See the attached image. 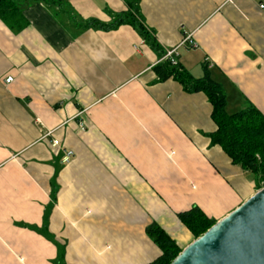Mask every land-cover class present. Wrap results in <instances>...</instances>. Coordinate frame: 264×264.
<instances>
[{
	"label": "crops",
	"instance_id": "crops-1",
	"mask_svg": "<svg viewBox=\"0 0 264 264\" xmlns=\"http://www.w3.org/2000/svg\"><path fill=\"white\" fill-rule=\"evenodd\" d=\"M260 2L138 5L160 48L178 46L192 76L208 64L228 113L247 101L264 115ZM20 9L19 30L0 19V264H147L161 254L149 224L183 248L194 237L179 212L196 205L217 221L256 191L253 174L211 144L204 92L158 80L161 57L131 25L83 26L108 23L124 0ZM186 34L195 47L180 45Z\"/></svg>",
	"mask_w": 264,
	"mask_h": 264
},
{
	"label": "trees",
	"instance_id": "trees-1",
	"mask_svg": "<svg viewBox=\"0 0 264 264\" xmlns=\"http://www.w3.org/2000/svg\"><path fill=\"white\" fill-rule=\"evenodd\" d=\"M40 0H0V19L21 28L18 17L21 14L20 3ZM55 1V0H53ZM127 9L112 14L111 20L104 23L88 19L84 27L98 25L103 29H114L122 24L131 25L143 40L162 57L165 53L156 39L145 28L139 10V0H124ZM158 80L174 79L186 92L202 91L211 104V118L216 125L215 131L209 134L211 144L219 145L231 162L251 172L254 176L256 190L264 186V115L250 102L232 113L226 111V93L221 83L214 80L206 62L202 63V75L192 76L179 62L171 64L168 59L158 61L153 67ZM182 224L196 238L205 232L216 221L196 205L177 214ZM147 235L160 248L161 254L147 264H169L182 250L159 225L151 223L146 227Z\"/></svg>",
	"mask_w": 264,
	"mask_h": 264
},
{
	"label": "water",
	"instance_id": "water-1",
	"mask_svg": "<svg viewBox=\"0 0 264 264\" xmlns=\"http://www.w3.org/2000/svg\"><path fill=\"white\" fill-rule=\"evenodd\" d=\"M169 264H264V186L183 247Z\"/></svg>",
	"mask_w": 264,
	"mask_h": 264
},
{
	"label": "built area",
	"instance_id": "built-area-1",
	"mask_svg": "<svg viewBox=\"0 0 264 264\" xmlns=\"http://www.w3.org/2000/svg\"><path fill=\"white\" fill-rule=\"evenodd\" d=\"M259 8L261 9V11H263V14H264V3L260 2ZM186 44L190 47L196 46L195 43L193 42V40L191 39V34H186L180 43L181 46H185ZM177 49H178V46L174 47L172 49L166 50L164 55L161 57L160 60L168 59L171 62V64L176 65L178 63V60H177L178 51H177ZM12 80H13L12 76H7L4 79V81L6 83H9ZM59 145H60V142L57 138H53L51 140V146L52 147H59ZM72 156H73V151L72 150H66L64 157H63V162H68Z\"/></svg>",
	"mask_w": 264,
	"mask_h": 264
},
{
	"label": "rangeland",
	"instance_id": "rangeland-1",
	"mask_svg": "<svg viewBox=\"0 0 264 264\" xmlns=\"http://www.w3.org/2000/svg\"><path fill=\"white\" fill-rule=\"evenodd\" d=\"M246 102H247V101H246ZM246 102H245V104L243 105V107L247 104ZM193 239H194V238H193ZM52 264H65V263H64V261H62V260L59 259V260H57V261H52Z\"/></svg>",
	"mask_w": 264,
	"mask_h": 264
}]
</instances>
